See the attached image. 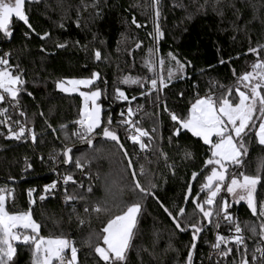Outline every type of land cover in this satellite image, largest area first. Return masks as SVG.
Wrapping results in <instances>:
<instances>
[{
	"label": "trees",
	"instance_id": "obj_1",
	"mask_svg": "<svg viewBox=\"0 0 264 264\" xmlns=\"http://www.w3.org/2000/svg\"><path fill=\"white\" fill-rule=\"evenodd\" d=\"M24 10L28 24L14 17L11 35L0 33V55L9 54V65L14 71L18 67L25 81L16 100L0 101V110L6 109V115L0 114V187L14 189V199L6 200V209L31 210L40 225L38 237L63 236L74 242L76 264H105L94 246L103 243L97 234L108 217L92 211L93 206L115 211L121 201H139L141 211L126 264H186L191 232H178L164 210L175 215L183 207L191 175L203 168L210 150L187 130L180 129L174 135L178 125L170 114L186 115L198 97L215 95L218 99L235 92L238 78L251 70L258 56L264 58V47H260L264 46V0H158L156 7L153 0H26ZM250 48H257V54L250 53ZM150 49L155 58L165 61L163 73L169 66V54L183 63V78L166 80L160 92L122 84L124 77L152 78L144 66ZM93 72L98 77L90 88L101 92V122L107 125L111 120V130L117 133L149 195L130 189L126 156L116 143L101 140L102 127L95 132V147L91 149L72 135L77 130L74 122L79 119L80 96L58 90L56 82L89 77ZM117 86L127 100L116 99ZM136 107L139 110L133 111L131 118L149 134L143 137L147 145L143 154L139 144L127 139V127L120 123L124 118L121 113ZM18 117L31 127L30 139L15 141L8 136L4 121ZM248 144L241 170L255 175L257 161L262 159L264 175V146L255 137ZM66 148L72 150L69 167L64 166ZM58 155L59 171L71 175L73 181L45 192L44 186L54 179V158ZM77 158L82 171L76 168ZM210 172L209 166L195 180L192 197L202 189ZM29 189L35 190L31 196ZM41 196L45 198L41 200ZM256 198L264 201V184L258 185ZM30 200L34 204L30 205ZM228 205L233 230L238 224L243 243L223 246L226 254L208 264H241L246 249L249 264H254L251 258L261 240L259 229L264 217L253 215L246 203ZM191 224L202 227L205 221L189 202L181 227L186 229ZM209 239L210 231L199 237L192 264H207ZM15 246L14 264H31L33 245Z\"/></svg>",
	"mask_w": 264,
	"mask_h": 264
},
{
	"label": "snow or ice",
	"instance_id": "obj_2",
	"mask_svg": "<svg viewBox=\"0 0 264 264\" xmlns=\"http://www.w3.org/2000/svg\"><path fill=\"white\" fill-rule=\"evenodd\" d=\"M26 0H0V33L5 36H10V25L15 17L19 21L28 24V17L24 10ZM153 6H158V0H153ZM156 15L159 16L157 7ZM135 23V21H133ZM31 27V25H29ZM157 37L160 35L159 28L156 29ZM48 34L45 33L46 37ZM43 38V37H42ZM63 47V45H58ZM264 47V46H260ZM249 52L257 54V48H250ZM9 54H5V57ZM100 53L96 52V57L99 59ZM171 60H175V68L170 64L168 67L167 77L160 76L155 71V55L153 50H149V57L145 60V67L152 72V78L146 77H124L121 80L122 84H135L140 87H148L151 92L154 89H162L166 87V80L171 81L174 76L183 78L185 65L172 56ZM160 65H164L165 61L160 60ZM251 71L242 74L236 83V95L238 100L231 99V91L220 97L215 98L212 95L199 97L191 104L188 112L184 116H179L176 113H171L170 118L178 125L174 135L179 133L180 129L187 130L193 136L199 137L204 144L209 146L210 157L205 160V165L211 167L209 175L205 176V183L202 185V191L207 190L206 198L201 202L193 200L196 209L202 213L203 218H210L212 211L205 210V205L212 206L217 201L218 195L222 192V186L226 187V191L237 202L243 200L247 203L248 208L253 215L264 217V201H257L258 185L264 184V175L261 174V168H257L255 175L247 174L243 169V161L248 154L246 140L250 141L253 134L259 145L264 146V58L257 57L256 61L251 65ZM98 73L93 72L88 78H72L59 80L56 82V87L65 93L78 92L81 97V106L79 108V119L74 123L80 127L72 133L78 139L86 143L88 147L94 148L93 136L101 127L103 128L102 137L119 144L117 133L111 130V120L107 125L101 122V106L97 102L101 95L100 89L92 90L90 85H94ZM146 81V82H145ZM25 81L21 79L19 69L14 71L9 65L7 58H0V101H4L6 97L16 100L20 91L19 86ZM243 85L244 90H240V85ZM81 86L88 91H81ZM115 97L117 100H127L128 97L120 87L115 88ZM144 95V93H141ZM135 99V97H133ZM0 114L6 115V109L0 110ZM123 116V113H121ZM134 115L133 109H128V119L121 120L120 123L125 124L129 130L134 129V134L128 135L127 139L134 144H139L141 150L147 145L142 142V137H147L148 132L139 126V121L132 120ZM18 123V122H17ZM19 126V125H18ZM63 127V126H62ZM29 130L19 126V131L12 130L9 127V133L12 137L20 139L26 135ZM33 139H35L33 135ZM121 147H123L121 145ZM72 150L66 148L63 151L65 163H69L70 152ZM97 152L100 149H96ZM127 156V152L124 153ZM186 156L191 155L185 153ZM85 163H88L85 160ZM76 168H82L80 159L76 160ZM127 168H134L133 163L129 160ZM235 168L236 171L231 172V178L228 179L230 169ZM144 172L143 166L140 169ZM197 173H193L195 178ZM73 177L66 175L65 181H71ZM130 189L133 192H138L141 195H149V190L146 189L139 181L135 171L131 173ZM57 183L53 181L49 185L44 186V191L49 192L56 188ZM153 187H155L153 185ZM91 187L88 189L91 192ZM35 190L29 189L28 194L31 196ZM14 199V189L3 187L0 188V264H14V256L17 248L15 242L22 241L24 244L33 245L31 264H76L77 248L74 242L63 236L38 237L40 225L33 219L31 210L29 211H8L6 209V200ZM45 197L41 196V200ZM185 199H189L186 195ZM35 201L30 200L29 204H34ZM229 205L227 201L223 202L222 211L223 218L227 221H232L227 209ZM87 211V209H86ZM92 211L96 213H105L107 222L104 224L101 232L97 234L98 239L102 237L103 245L96 243L94 246L95 253L100 257L105 264H126L127 252L130 247L134 235V229L137 224L138 213L141 211L139 201L125 203L121 201L116 205L115 211L109 207H102L99 204L94 205ZM165 211L172 217L176 228L183 231L181 227V218L186 209L181 207L179 211L173 213L165 208ZM219 215V213H217ZM193 230V242H195L197 234L201 232V227L197 224H191ZM30 230L31 234H24ZM235 235L232 239L237 245L243 243L241 228L237 224L234 229ZM253 234L256 233L255 226L252 227ZM259 236L264 240V220L261 221ZM227 239L220 235L216 236L217 244L214 248H219L220 243H227ZM90 243V242H89ZM193 246H195L193 244ZM66 249H70V259L66 256ZM256 252L261 253L259 264H264V247L253 249L252 261H257ZM222 255L226 253H221ZM192 252L188 254V264H191ZM241 264H249L247 259V249L245 256L241 260Z\"/></svg>",
	"mask_w": 264,
	"mask_h": 264
},
{
	"label": "built area",
	"instance_id": "obj_3",
	"mask_svg": "<svg viewBox=\"0 0 264 264\" xmlns=\"http://www.w3.org/2000/svg\"><path fill=\"white\" fill-rule=\"evenodd\" d=\"M0 58H7V57H5L3 55H0ZM212 96H214L216 98L215 95H212ZM7 100H9L8 97H6V101ZM138 110H139L138 107L133 109L134 112H138ZM123 117H124L123 120L128 119V113H124ZM18 125L24 127L27 130H29L27 132V134L22 136L20 139H16L15 137H12L10 135V133H9V127H11L12 130H14V131H19V126ZM4 126H5V129L7 131L8 136L10 138H12L13 140H15V141H22L24 139H30L32 137L31 127L21 117H18L17 120H11V119L5 120L4 121ZM79 127L80 126L77 125V129ZM127 132H128V135L134 134V129H132L130 131L129 128L127 127ZM141 139L143 141V138H141ZM140 151H141L142 154L144 153V149L143 150L140 149ZM59 158H60L59 155L54 158V161L56 163V170L54 171V179H53V181H56L57 187L53 188L51 190H59L62 186H66L67 183H70V182L73 181V179L71 181H65L64 180V177L66 175H68V174H63V173H61L59 171ZM64 162H65V160H64ZM80 170L82 171L83 167L80 168ZM233 171H236V169L235 168L230 169L229 175ZM229 175H228V177H229ZM85 177L87 178L88 175L85 174ZM203 195H204V197H203V200H204L206 198L207 192L204 193ZM224 201H226V200H225L223 192H221L218 195L217 201H215L212 206H208V205L204 206L205 210H211L212 213H213L212 217H211V219H213V221L211 223V220H210V226H209V228L207 230V231H210V239H209L208 242H206V251H205V260H206L207 264H208V262L211 259L219 260V259H221L223 257V255L221 254V253H223L222 252V247L223 246H228V244H230V243H235V241L232 239V237L235 235V231L233 230V226L234 225H233L232 221L230 222V221H227V220H225L223 218L222 205H223ZM217 213H219V215H217ZM217 235H220V236L228 238V239H227V243H220L219 244V248H214L213 245L218 243L217 240H216V236ZM257 247H264V240L258 241V243L256 244L255 248H257ZM65 252H66L67 258L70 259L71 254L69 253V251H65ZM255 254L257 256V261L254 262V264H257L260 261L261 253L260 252H256ZM65 264H67V262H65Z\"/></svg>",
	"mask_w": 264,
	"mask_h": 264
},
{
	"label": "water",
	"instance_id": "obj_4",
	"mask_svg": "<svg viewBox=\"0 0 264 264\" xmlns=\"http://www.w3.org/2000/svg\"><path fill=\"white\" fill-rule=\"evenodd\" d=\"M100 138H101V140L106 141V142L116 143V142L111 141V140H109V139L103 138V137H102V134H101V137H100ZM118 139H119V138H118ZM93 143H94V140H93ZM116 144H117V143H116ZM117 145L120 146L122 152L125 153L124 148L121 147L120 139H119V144H117ZM86 146H88V145H86ZM69 149H71V148H69ZM70 157H71V152H70ZM64 159H65V157H64ZM126 159H127V162H129V158H128L127 156H126ZM70 163H71V159L69 160V163H65V162H64V166H65V167H69ZM208 167H209V166L204 165L203 168H202L199 172H196V173H197V176H196L195 178L193 177V174L191 175L190 182H189V185H188V194H187V196L189 197V199H186V200H185L184 205H183V208L186 209V208H187V204H188L189 202H191V204L195 207V204H194L192 201H193V200H198V198H199L200 196H202L204 193L207 192V190L202 191V190L200 189L199 192H198L196 195H194V196L192 197V188H193V184H194L195 180H197V178L199 177V175H200L202 172H204ZM130 171H131V173H132V172L134 171V169L132 168V169H130ZM8 182L14 184V183H18L19 181L9 180ZM195 208H196V207H195ZM163 210H164V209H163ZM197 211L199 212L198 209H197ZM210 211H211V210H210ZM164 212L166 213V215L168 216V218L170 219V221H171V222L173 223V225L175 226L172 217L169 216L168 213H167L165 210H164ZM199 213H200V212H199ZM200 214H201V216H202V218H203L202 213H200ZM211 217H212V216H211ZM211 217H210V218H203L204 221H205V224H204V226L201 227V229H202L201 232L197 234V237H196L195 242H193V239H192V244H191V247H190V249H189V251L192 252L191 264L193 263V253H194V250H195L196 244H197V242H198V239H199V237H200L204 232H206V231L208 230V228H209V226H210V220H211ZM175 228H176V226H175ZM176 229H177L178 232H180L181 234H186V233H188V232H191V238L193 237V230H192V228H191L190 226L187 227L186 229H184L183 231H181V230L178 229V228H176ZM193 244H194L195 246H193ZM188 254H189V252H188ZM186 264H188V255H187V259H186Z\"/></svg>",
	"mask_w": 264,
	"mask_h": 264
},
{
	"label": "rangeland",
	"instance_id": "obj_5",
	"mask_svg": "<svg viewBox=\"0 0 264 264\" xmlns=\"http://www.w3.org/2000/svg\"><path fill=\"white\" fill-rule=\"evenodd\" d=\"M169 59H170V64H171V66L173 67V68H175V60H171V57H169ZM160 60H162V59H160L159 57H156L155 58V71L160 75V76H163V77H167V75H168V71H166L165 73H163V71H164V66L163 65H160V63H159V61ZM170 64H169V66H170ZM169 66H167V70H168V67ZM252 70V69H251ZM250 70V71H251ZM166 74V75H165ZM90 77V76H89ZM84 78H88V77H84ZM69 79H72V78H69ZM67 80V79H66ZM65 80V81H66ZM91 87V85L89 86V88ZM58 89V88H57ZM58 90H60V89H58ZM81 91H88L89 89H86V88H84L83 86H81V89H80ZM92 90H95V89H92ZM154 90H156V92H160L161 91V89H154ZM240 90H244V91H246L245 89H244V87H243V85L241 84L240 85ZM61 91V90H60ZM234 93V94H233ZM69 94H76V95H79V93L78 92H76V93H69ZM227 94V93H226ZM226 94H224V95H226ZM223 95V96H224ZM80 96V95H79ZM201 97H205V96H201ZM199 98V97H198ZM99 99V98H98ZM219 99V98H218ZM231 99L232 100H238V97H237V95H236V89H235V92L233 91V92H231ZM6 100V99H5ZM80 100H81V97H80ZM98 102V101H97ZM195 102V101H194ZM193 102V103H194ZM80 106H81V104H80ZM129 109V108H128ZM252 137H254V134H253V136ZM143 138V137H142ZM145 145H146V143L144 142V140L142 141ZM248 140H246V146L247 147H249V144H248ZM146 149V148H145ZM249 149V148H248ZM261 164H262V159H259L258 161H257V168L258 167H260L261 166ZM230 178H231V174L229 175V177H228V179L230 180ZM0 188H3V187H0ZM222 192H223V194H224V197H225V200L227 201V204H231V203H240V202H243V203H246L245 201H243V200H240V201H236V200H234L233 199V197L230 195V194H228L227 193V191H226V187L225 186H222ZM246 205H247V203H246ZM139 214V213H138ZM135 229H136V227H135ZM135 229H134V233H135ZM24 234H31V232H30V230H28V232H26V233H24ZM35 235H37V234H35ZM133 237H134V235H133ZM132 240H133V238H132ZM132 242V241H131ZM16 243H23L22 241H17V242H15V244ZM24 244V243H23ZM102 247H105L104 245H103V243H102V245H101ZM130 246H131V243H130ZM130 248V247H129ZM129 250V249H128ZM65 251H69V253L71 254V251H70V249H66Z\"/></svg>",
	"mask_w": 264,
	"mask_h": 264
}]
</instances>
